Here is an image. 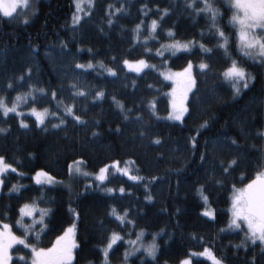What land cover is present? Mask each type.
<instances>
[{
    "label": "trees",
    "instance_id": "trees-1",
    "mask_svg": "<svg viewBox=\"0 0 264 264\" xmlns=\"http://www.w3.org/2000/svg\"><path fill=\"white\" fill-rule=\"evenodd\" d=\"M93 2L90 17L84 16L79 24L72 22L75 0H32L31 8L20 9L13 17L0 12V96L12 106L16 96L28 93L33 85L44 89L25 103L19 112L23 115L4 116L0 111L4 129L0 156L16 169L3 175L0 221L38 248L52 247L56 237L75 225L78 247L72 264H104L103 249L112 232L123 239L109 251V264H179L205 248L226 264H264V245L246 240L245 230L228 227L234 190L245 188L264 168V60L240 50L239 30L229 23L234 12L230 0H210L221 13L217 26L227 37V53L218 47L224 41L209 15L188 7L192 0ZM195 8H203L201 0H196ZM174 41L199 45L188 52L158 55L161 45ZM231 59L254 77L239 95L222 77ZM125 60H147L159 69L182 70L189 62L209 66L196 69L183 122L166 119L172 84L160 71L150 68L137 74L127 70ZM89 63L104 67H77ZM80 89L85 95H75ZM97 92L104 94L97 97ZM153 101L155 109L150 106ZM66 105L81 121L65 112ZM32 108L51 111L44 124L28 113ZM205 121L207 127H201ZM157 139L160 143H155ZM78 160L92 172L120 161L121 168L127 164L132 175L144 179L133 181L110 168L107 180L87 184L79 178L72 189L34 182L33 175L41 169L68 180L69 166ZM233 160L236 163L229 167ZM109 188L116 191H105ZM33 201L49 210L39 242L34 231L26 235L16 223L20 207ZM113 207L121 215L127 209L124 223L111 214ZM207 208L215 211L214 217L204 214ZM25 224H32V218ZM40 227L37 224L35 231ZM141 230L146 244L158 234L156 258L140 250L125 260L124 253L132 248L127 241L135 240ZM12 264H32L31 250L14 247ZM194 264L212 263L198 258Z\"/></svg>",
    "mask_w": 264,
    "mask_h": 264
},
{
    "label": "snow or ice",
    "instance_id": "snow-or-ice-1",
    "mask_svg": "<svg viewBox=\"0 0 264 264\" xmlns=\"http://www.w3.org/2000/svg\"><path fill=\"white\" fill-rule=\"evenodd\" d=\"M27 6V0H0V12L3 13L5 17H13V14L16 12L17 8L21 6V4ZM187 2V0H186ZM196 0H192L191 3H188V7H191L195 10L197 14L200 12H204L209 15L211 24L218 33V36L223 39L224 43L219 44L218 47H221L227 53L228 48V40L225 36V33L222 29L217 26V17L221 15L219 9L215 8L210 0H201L203 3V8H195ZM87 7H92V0H86ZM230 7L234 10L233 15L231 16L229 23L236 28H238V39L240 50L243 52L245 56L249 58H255V56H259L261 60H264V37L257 36L256 30L264 32V0H230ZM112 6H109V16L113 15ZM116 12H121L120 8L115 9ZM164 14L168 13V9L163 10ZM80 13H84L85 16L90 17V12L85 11L84 0H76V14L73 15V24L79 23L82 19ZM25 23L28 22L27 18L24 20ZM108 23L111 24L112 20L109 19ZM157 27V21L153 20L151 22V31L154 33ZM140 25H137V32H139ZM169 36L171 37L173 33L169 30ZM138 38V37H137ZM147 40V38H145ZM189 43H180L179 41H174L171 44H163L161 45V49L163 50H179V49H188ZM206 52H210L211 49L206 48L203 44L200 45ZM150 51V50H149ZM158 55L163 56L164 51L158 50ZM130 69H133L136 72L143 71L144 68L149 67V65L144 60L138 61H128L125 60L123 62ZM79 68H84L85 65L79 64L77 65ZM87 67L91 68L93 65L89 63ZM103 67V65H101ZM151 67H155L152 65ZM192 63L189 62L188 66L183 70L182 73H176L175 76H183L186 78L187 86L185 89V97L187 91H191V88L195 85V80L191 76L192 71ZM200 69H206L209 66L205 63H201L199 65ZM31 70L29 69V72ZM108 71L115 75L114 69H108ZM222 77L225 81L232 85L234 93L239 95L241 92V88H247L250 80L254 79L250 73L246 71L244 67H241L239 63L235 59H231V63L223 70ZM173 75H166V79H173ZM19 79H23L20 77ZM9 88L12 87L11 84L8 85ZM73 87H77L73 85ZM39 92L43 93L44 89H37L33 85L30 88V91L26 93L23 97L17 95L15 98V102L11 107L5 102V98L0 96V111L3 112L4 116H7L10 112H16L18 115H23V113H18L17 107L18 105L26 100L27 97L33 96L34 93ZM103 92H97V97H102ZM51 95L53 97L56 96L55 92H52ZM75 95H85L83 89H80ZM153 109H155V102L153 101L150 105ZM123 107V105H120ZM174 112L170 113V118L175 120H183L184 113L187 111V108L181 105L177 107L175 102L173 103ZM31 112L36 116L37 121L40 124L44 123L45 117L49 114L48 109H44L42 112L37 111L35 108L31 109ZM65 112L69 115H73L75 120L81 121V117L75 116L73 113V107L66 105ZM52 115H55L54 113ZM61 124L64 123V120L61 119ZM21 125L27 127L23 121H21ZM60 125H54V127H59ZM201 127H207V121L204 122ZM0 131H4V129H0ZM95 135V133H94ZM234 142V141H233ZM155 143H160L159 139L155 141ZM193 145H195V138L192 140ZM201 159H204L201 156ZM84 163L81 161H74L75 171L85 177L93 174H89L87 172H83L80 168V164ZM134 163V162H133ZM236 161L233 160L230 162L229 167L235 164ZM110 168H115L118 172L123 173L128 176L133 181L143 180V177L132 175L131 169L125 165V167H120V161H114L111 165H105L104 168L99 170L98 174L95 175V179L103 182L108 179V172ZM8 170L15 172L16 169L12 167L11 164L6 163L5 157L0 156V173H4ZM69 170L72 171V166H69ZM22 175V174H21ZM35 180L37 184H52V183H62L61 181H56V178L51 176L49 173L44 172L43 169L38 171L35 175ZM0 185H3V180L0 179ZM86 188L88 185L85 186ZM13 189L19 192L20 188L16 185H13ZM105 191L112 192L116 191V189H105ZM119 191L123 193L125 189L123 187L119 188ZM202 198L207 202V197L203 196V191L201 189ZM146 199L151 200V196H147ZM48 209L39 208L38 205L33 201V203L28 204L25 203L19 209L20 218L16 221L17 225H19L27 235L29 232L34 231V238L39 242L41 233L44 232L47 227L44 223V218L48 213ZM37 212L39 216L37 218ZM231 220L229 221V228H241L242 224H246V240L251 241V243H255L259 240L262 244H264V168L256 173L255 179H253L249 184L245 186V188L240 190H234V194L232 197V208H231ZM111 214L117 218L121 223H124L128 216L127 209L124 210L123 215H121L115 207L112 208ZM205 215L214 217V210H206ZM78 215V214H77ZM32 217V224H24V217ZM128 223L135 224L134 221H127ZM39 224L40 231H35V226ZM75 226L69 227L65 230L64 234L56 237L55 243L50 248H38L35 245L27 244L25 239L17 237L11 230V225L0 221V264H9L11 256L9 254V250L12 248L14 244H21L31 250L32 254V264H68L73 258V249L77 248L78 245L75 243L74 239L70 240V234H74ZM153 235L152 243L145 246L143 244L144 231L141 230L136 234L135 240H128L127 243L129 246L133 248V251L139 250V248H144L145 252L148 255L155 256L157 245L155 243V236ZM123 237L117 233L112 232L111 236L108 238L107 244L103 249L104 256V264H109L108 255L109 251L112 250L113 245L117 243V241L122 240ZM242 245H245V242H241ZM241 245H237L240 247ZM129 253L126 251L124 253L125 260H127ZM197 255H202L207 257L212 261V264H223V261L216 256L210 248H205L202 253ZM180 264H191L190 259H185L180 262Z\"/></svg>",
    "mask_w": 264,
    "mask_h": 264
},
{
    "label": "rangeland",
    "instance_id": "rangeland-1",
    "mask_svg": "<svg viewBox=\"0 0 264 264\" xmlns=\"http://www.w3.org/2000/svg\"><path fill=\"white\" fill-rule=\"evenodd\" d=\"M94 0H92V4H94V2H93ZM75 3H76V0H75ZM84 6H85V11H89L90 10V8H88L87 7V3H86V0H84ZM32 7V0H27V6H25L24 4H23V2H22V4H21V6L20 7H18L17 8V10H16V12L14 13V14H16L20 9H24L23 11H25L27 8H31ZM3 14V13H2ZM14 14H13V16H14ZM76 14V13H75ZM80 15H81V17H82V19L84 18V13H80ZM82 19L79 21V23L82 21ZM72 22H73V19H72ZM79 23H77V24H79ZM257 36H260V37H264V32H262V31H260L259 29H257L256 30V33H255ZM173 43V42H172ZM180 43H182V42H180ZM186 43H189V42H186ZM171 44V43H170ZM197 45H199V44H197L195 41H193L191 44H190V46H189V48L188 49H179V50H172V49H168V50H163V49H161L160 51H164V53L166 52V51H171V52H173L174 54H176V53H180V52H188V51H192ZM257 58H259V56H255V58H252V59H257ZM148 65H149V67H146V68H144L143 69V71H141V72H136V71H134L133 69H130L127 65H125V67L127 68V70H129V71H131V72H134V73H137V74H140V73H142V72H144L145 70H147V69H150V68H153V69H158L159 71H160V73L162 74V76L164 77V79L166 80V81H168V82H170L171 84H172V87H171V89H170V91H169V98H170V102H171V112L170 113H173L174 112V109H173V103L175 102V104L177 105V107H179L180 105H181V103L183 104V106L184 107H186L187 108V111L184 113V118L186 117V115H187V113H188V101H189V99H190V95H191V93L193 92V90L195 89V85L191 88V91H187V93H186V97H185V95H184V93H185V89H186V86H187V82H186V78L185 77H183V76H175L174 74H176V73H182L183 72V70L185 69H182V70H174V69H170V68H163V69H159V67H157V66H155V67H151L152 66V64H150L147 60H144ZM92 65H93V67H91V68H89V67H87V65L88 64H85V67H84V69H94V68H103V67H101V65L102 64H94V63H91ZM193 65V67H192V71H191V76L194 78V80H195V84H196V69H197V67H199V66H197V65H195V64H192ZM200 68V67H199ZM108 69L109 68H106L105 70L107 71V73H110L109 71H108ZM111 74V73H110ZM173 75L174 76V78L173 79H166V75ZM25 94H22V95H20V96H24ZM30 97H32V96H29V97H27L26 98V100H24V101H22L19 105H18V107H17V111H18V113L20 112V110L23 108V106L25 105V103H28V101H29V99H30ZM9 107H11V106H9ZM37 111H43V110H40V109H37V108H35ZM50 110H48V115L45 117V120L49 117V115H50ZM10 113H13V112H10ZM28 113L29 114H31L32 116H34V117H36L32 112H31V110H29L28 111ZM170 113H169V115H167L166 116V119L167 120H169V121H172V122H183V120H184V118H183V120H175V119H172V118H170ZM45 120H44V123H45ZM43 123V124H44ZM78 161H81V160H78ZM83 161V160H82ZM84 163H82V164H80V168H81V170L83 171V172H87V173H89V174H93V175H89V176H87V177H85V176H83V175H81V174H79V173H77L76 171H75V165L72 163L71 164V166H72V171H70V177H69V179L68 180H59V179H57L56 177V181H61L62 183H52V184H39V185H63V186H66V187H68V188H73L72 186H73V184L75 185V180H77V179H79V178H84V179H86L87 180V184H90V183H93V180L94 181H99V180H97V179H95V175L94 174H98L99 173V171L98 172H92V171H90L89 169H88V167H87V163L85 162V161H83ZM7 163V162H6ZM13 167V166H12ZM9 171H11V170H8V171H6V172H4V173H0V179H2L3 180V175L4 174H6L7 172H9ZM44 172H46V171H44ZM48 173V172H47ZM50 174V173H49ZM35 175L36 174H34L33 175V178H34V182L36 183V180H35ZM51 176H53L52 174H50ZM54 177V176H53ZM37 184V183H36ZM2 188H3V185H0V196H1V194H2ZM240 190V189H239ZM206 210H213V209H211V208H207ZM205 210V211H206ZM38 213V212H37ZM207 216V215H206ZM215 216V215H214ZM210 217V216H209ZM27 218H32V217H28V216H25L24 217V224H25V220L27 219ZM212 218V217H211ZM73 225H71L70 227H72ZM75 226V225H74ZM69 228V227H68ZM236 229V228H235ZM240 230H245L246 231V224H242L241 225V228H239ZM11 230H12V232L14 233V231H13V229H12V227H11ZM246 233V232H245ZM15 234V233H14ZM16 235V234H15ZM17 236V235H16ZM17 237H19V236H17ZM21 238V237H20ZM23 239V238H22ZM71 239H74V241H75V243L78 245V243L76 242V239H75V229H74V234H70V240ZM117 243H118V241H117ZM156 243V242H155ZM255 243H261L259 240H257ZM143 244L145 245V246H147L148 244H150V243H144L143 242ZM262 244V243H261ZM17 245H21V244H14L13 246H12V248L9 250V254H10V256H11V259H10V261H9V264H12V261H13V249H14V247H16ZM115 245V244H114ZM114 245H113V247H114ZM157 245V244H156ZM264 245V244H263ZM76 249L77 248H75V249H73V258H72V260L70 261V262H68V264H72L73 263V261H74V256H75V251H76ZM140 250H145L144 248H139V250H137V251H133V248H131V250L129 251V254H131V255H133V254H135L136 252H138V251H140ZM199 253H202V252H193V253H191V255L190 256H188V257H186L185 259H190L191 260V264H194V260L195 259H198V258H202V259H206V260H208V261H210L211 263H212V261L210 260V259H208L207 257H205V256H202V255H197V254H199ZM157 254H158V245H157V250H156V253H155V256H152V255H148V256H150L151 258H156V256H157ZM185 259H183V260H185ZM182 260V261H183ZM180 264V263H179ZM223 264H226L225 262H223Z\"/></svg>",
    "mask_w": 264,
    "mask_h": 264
}]
</instances>
